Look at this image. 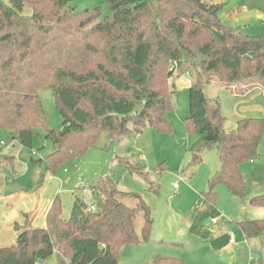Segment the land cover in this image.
Returning <instances> with one entry per match:
<instances>
[{
    "label": "trees",
    "instance_id": "16d2710c",
    "mask_svg": "<svg viewBox=\"0 0 264 264\" xmlns=\"http://www.w3.org/2000/svg\"><path fill=\"white\" fill-rule=\"evenodd\" d=\"M74 1L0 0V136L32 149L36 131L46 130L42 87L55 94L65 123L58 132L46 130L51 152L37 163L47 174L96 147L102 134L118 140L145 122L174 134L166 115L173 111L168 81L177 69L192 77L183 120L186 133L198 137L188 149L191 162L215 148L220 163L202 196L214 204L216 187L224 185L243 200L240 166L258 157L264 119H240L225 131L219 104L203 87L214 78L226 90L257 79L264 90V37L227 28L218 19L222 5L204 0H105L107 13L76 11ZM89 190L95 201L75 197L67 219L54 199L44 227L18 230L11 245L0 247V264H118L122 248L148 241L152 210L140 195L120 192L113 171ZM249 204L264 207V195ZM236 225L246 239L264 234V219ZM154 264L185 263L158 258Z\"/></svg>",
    "mask_w": 264,
    "mask_h": 264
},
{
    "label": "rangeland",
    "instance_id": "374dc122",
    "mask_svg": "<svg viewBox=\"0 0 264 264\" xmlns=\"http://www.w3.org/2000/svg\"><path fill=\"white\" fill-rule=\"evenodd\" d=\"M204 2L222 5L218 19L227 28H240L248 37H264V0ZM70 5L76 11L99 7L104 13L108 12L105 0H77ZM172 72L168 89L173 92V111L166 118L173 124L174 134L158 133L147 122L139 132L130 126L131 131L118 140L102 134L96 147L88 149L77 159L64 161L53 175L47 174L44 165L38 164L37 159H43L51 152V142L45 138L46 130L58 132L64 126V121L57 111L55 94L46 87L37 91L46 130L36 131L32 149H23L12 143L5 132L0 136V247L11 245L18 230L43 226L47 209L56 198L63 207L62 217L65 219L70 216L75 197L87 205L92 204L95 197L90 194V185L108 176L110 171H113L120 192L140 195L151 208L154 233H160L167 241L176 243L162 248L165 256L181 260L189 258L193 251L190 250L192 242L188 241L189 230L213 233L217 223H227L233 233V246L236 249L242 246L243 238L235 220L250 217L249 211L253 207L248 202V196L243 200L231 197L224 185L216 187L214 204L202 196L209 191V180L219 169L220 163L215 148L204 150L200 162H191L188 149L198 137L186 133L183 120L189 112L188 87L192 77L190 73L182 74L177 69ZM213 82L223 86L214 78L204 85L203 91L208 99L218 102L225 131L236 128L238 115L264 118V101L257 91L237 104L227 90H221ZM250 82L260 84L257 79H252L241 80L232 86L240 87ZM258 156L253 162H264V134ZM243 166L248 170L252 165L245 163ZM258 187L264 189L263 186ZM246 192L247 195L250 193ZM205 214L210 217L207 218ZM216 215L217 219H214ZM233 246L229 252L220 255L227 264L238 263ZM203 248L205 250L206 247ZM154 250L159 251L156 247ZM154 250L149 244L124 247L118 253V264H152ZM205 256L212 258L209 253ZM53 261L54 258L49 263Z\"/></svg>",
    "mask_w": 264,
    "mask_h": 264
},
{
    "label": "crops",
    "instance_id": "0c3cea01",
    "mask_svg": "<svg viewBox=\"0 0 264 264\" xmlns=\"http://www.w3.org/2000/svg\"><path fill=\"white\" fill-rule=\"evenodd\" d=\"M213 85H215L216 87H220L221 90H226L223 88V86L219 85L218 83L213 82ZM227 91L232 96L231 98L236 99L237 104L241 102V100L245 101L251 94H253L254 91L255 92L257 91L258 92L257 94H260L264 101V90L262 89L261 86L257 85L256 82L245 83L244 85L242 84L240 87H237L235 85L230 86V88ZM245 111H253V110L245 109ZM238 117H239L238 120H240V119L247 118L248 115H238ZM249 118H263V117L253 116ZM136 136L138 137V135ZM249 163L252 166L248 170H245V167L243 165L240 166V172L243 175L245 179V183H246V191H250L248 195L246 194L247 192L245 191L244 198L248 196V202L251 197L264 195V189H259L258 187V186L264 187V162L263 160H260V162L258 163H254L253 161ZM244 173H246L249 176V178L245 176ZM251 207L253 208H251L249 211L250 217L246 219L239 218L235 220V224L243 220L264 219V207H254V206H251ZM207 212L208 210L206 209L205 213ZM205 216L207 218L210 217L207 214H205ZM205 216H203V219ZM214 219H217V215L215 216ZM199 220L200 219L195 220V222L197 223ZM153 221L154 220H153V214H152V225L154 223ZM216 225L217 227L215 228V232L213 233L207 232L204 230L196 229V231H194L190 229L188 232L190 235L188 237L189 238L188 241L192 242L191 243L192 249L190 250L191 251L193 250V251H192L191 256L189 258H183V260L178 259V258H174V259H178L185 264H227L223 261L224 259L220 255L223 256V253L229 252L231 249V246L235 245V242L234 243L230 242V233L232 232L230 231L229 229L230 227L229 225H227V223H221V224L217 223ZM44 226H45V221H44L43 226H35V227H44ZM241 238H243L242 244H241L242 246L238 247L237 249L233 246V251L236 257H238L237 264H264V234L259 237L246 239L243 233L241 232ZM157 240L159 241L156 242ZM146 244H149L153 250L155 249V247L158 248L159 250L156 252L155 250L153 251V257L151 259L152 264H154L155 260L158 258H173V257L165 256V254H163L165 252L162 251V248L164 249L165 246L167 245H176V243L174 241H167L165 238H163V236H161L160 233L155 234L152 226H151V231H150L148 241L145 243L139 244V245L144 246ZM203 246L206 247L205 250ZM208 253L211 254L212 258L205 256V254H208Z\"/></svg>",
    "mask_w": 264,
    "mask_h": 264
},
{
    "label": "built area",
    "instance_id": "2783aa9c",
    "mask_svg": "<svg viewBox=\"0 0 264 264\" xmlns=\"http://www.w3.org/2000/svg\"><path fill=\"white\" fill-rule=\"evenodd\" d=\"M173 188H176V186L173 185ZM91 210H93V207H91ZM230 242H231V243H234V242H235V241H234V237H233V233H230Z\"/></svg>",
    "mask_w": 264,
    "mask_h": 264
}]
</instances>
